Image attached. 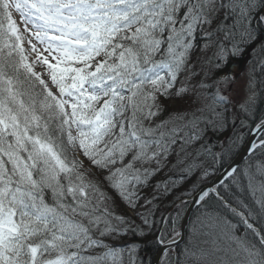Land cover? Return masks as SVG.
<instances>
[{
  "label": "snow or ice",
  "instance_id": "6c2138e0",
  "mask_svg": "<svg viewBox=\"0 0 264 264\" xmlns=\"http://www.w3.org/2000/svg\"><path fill=\"white\" fill-rule=\"evenodd\" d=\"M0 264H264V0H0Z\"/></svg>",
  "mask_w": 264,
  "mask_h": 264
},
{
  "label": "water",
  "instance_id": "95a60500",
  "mask_svg": "<svg viewBox=\"0 0 264 264\" xmlns=\"http://www.w3.org/2000/svg\"><path fill=\"white\" fill-rule=\"evenodd\" d=\"M236 67H237L236 65H233V66H232L233 71L236 70ZM195 209H196V206H195V205H192V206H191V212L188 213V219H189V220L191 219V216H192L193 212L195 211ZM187 229H188V224L185 223L184 226H183V229H182L183 232H184V234H185V238H186ZM182 242H183V241H180V244H181Z\"/></svg>",
  "mask_w": 264,
  "mask_h": 264
},
{
  "label": "trees",
  "instance_id": "16d2710c",
  "mask_svg": "<svg viewBox=\"0 0 264 264\" xmlns=\"http://www.w3.org/2000/svg\"><path fill=\"white\" fill-rule=\"evenodd\" d=\"M195 212H196V210L193 212V214H192V217H193V215L195 214ZM192 217H191V219H192ZM187 234H188V232H187ZM149 239H151V237H149ZM187 239V238H186ZM184 244V243H183ZM183 244L181 245V247H183ZM149 252H151V248L149 247L148 249H147Z\"/></svg>",
  "mask_w": 264,
  "mask_h": 264
},
{
  "label": "rangeland",
  "instance_id": "374dc122",
  "mask_svg": "<svg viewBox=\"0 0 264 264\" xmlns=\"http://www.w3.org/2000/svg\"><path fill=\"white\" fill-rule=\"evenodd\" d=\"M192 217V216H191ZM191 220V219H190ZM187 232H188V229H187ZM186 238H187V233H186ZM185 238V240H186ZM184 243V241L180 244V246Z\"/></svg>",
  "mask_w": 264,
  "mask_h": 264
},
{
  "label": "bare ground",
  "instance_id": "6f19581e",
  "mask_svg": "<svg viewBox=\"0 0 264 264\" xmlns=\"http://www.w3.org/2000/svg\"><path fill=\"white\" fill-rule=\"evenodd\" d=\"M236 66H238V65H236Z\"/></svg>",
  "mask_w": 264,
  "mask_h": 264
}]
</instances>
